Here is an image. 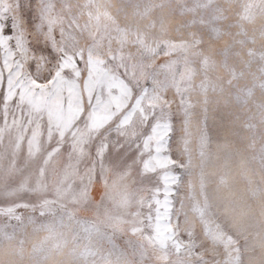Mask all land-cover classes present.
I'll list each match as a JSON object with an SVG mask.
<instances>
[{
	"label": "snow or ice",
	"instance_id": "1",
	"mask_svg": "<svg viewBox=\"0 0 264 264\" xmlns=\"http://www.w3.org/2000/svg\"><path fill=\"white\" fill-rule=\"evenodd\" d=\"M153 7L0 0V237L15 241L25 221L64 241L62 225L75 226V241L127 224L140 255L156 256L148 264H264V104L248 109L254 88L264 89V51L256 73L225 60L227 79L214 75L211 55L225 8L247 35L246 23L264 21V0L170 5L194 19L209 13L200 22L211 37L179 41L146 35ZM248 75L252 87L240 83ZM94 184L105 189L98 218L81 221L75 205ZM109 202L130 218L112 215ZM124 258L88 244L74 248L73 264Z\"/></svg>",
	"mask_w": 264,
	"mask_h": 264
},
{
	"label": "rangeland",
	"instance_id": "2",
	"mask_svg": "<svg viewBox=\"0 0 264 264\" xmlns=\"http://www.w3.org/2000/svg\"><path fill=\"white\" fill-rule=\"evenodd\" d=\"M118 3L119 0H113ZM144 2L156 5L151 9L148 17L144 18L141 23L147 24L149 27L146 35L155 40H185L189 39L190 33H199L202 37L209 38L213 35L211 27L208 23H201L200 19H209V13L204 9H197L196 18H193L191 12H180L178 9L169 7L170 5L185 4L191 6L195 0H144ZM217 4L228 5L230 3H239L241 0H215ZM226 20L214 22L219 27L220 35L213 42L216 49L212 56L217 62V71L214 75H219L227 79L229 72L224 67L225 60L229 66H234L237 71L244 68L246 73L258 72V65L262 63L261 58L256 55L264 51V37L260 35L264 31V21H258L254 24H245L247 35H237L238 28L234 23V17L225 8ZM161 21H163L164 31H160ZM29 27L33 23L31 19L27 21ZM243 41L237 43L236 41ZM114 42V47H115ZM163 47V46H162ZM201 49L207 51L206 44L199 45ZM227 49V52H225ZM249 49L253 53H249ZM126 51L136 52L137 46L129 44ZM239 53V54H237ZM159 59L163 61L164 55L161 54ZM245 63L248 67L245 68ZM246 87H252V76L248 75L246 80L240 82ZM264 104V89L256 86L253 94L249 99L248 109L254 112L258 105ZM118 176V174H117ZM105 191L102 184H94L89 191V200L75 205V215L81 221L96 220L97 209L96 202L100 200L102 193ZM21 198H27L28 193H21ZM108 208L114 216L127 217L124 209L112 202H109ZM24 212V209H19ZM6 218H0V224L4 223ZM12 223H16L12 221ZM102 232L108 233L107 236L93 235L91 238L77 239L73 241L72 236L76 235L75 226H59L58 231L69 233L67 241L57 240L47 230L46 227H36L25 221L22 229L18 232L17 239L13 242H7L0 237V261L6 264H73L74 248L81 245L91 244L92 249H103L110 251L119 250L125 254L124 264H148L149 260L156 259V256L149 250L143 257L139 252V236L130 230L127 224L122 225L119 229H113L107 225H101ZM145 243V247H146ZM195 253L201 251L200 247L195 248ZM175 256V250L172 253ZM205 255H208L207 253ZM209 258H211L209 256Z\"/></svg>",
	"mask_w": 264,
	"mask_h": 264
},
{
	"label": "clouds",
	"instance_id": "3",
	"mask_svg": "<svg viewBox=\"0 0 264 264\" xmlns=\"http://www.w3.org/2000/svg\"><path fill=\"white\" fill-rule=\"evenodd\" d=\"M208 132H209V135H210L212 138H215V130H214V128H213L212 125H211V121L209 122Z\"/></svg>",
	"mask_w": 264,
	"mask_h": 264
}]
</instances>
